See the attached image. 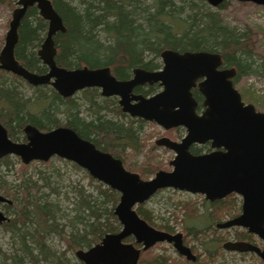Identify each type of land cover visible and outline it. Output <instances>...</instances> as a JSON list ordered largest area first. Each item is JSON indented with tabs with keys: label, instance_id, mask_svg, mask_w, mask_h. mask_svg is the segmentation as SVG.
<instances>
[{
	"label": "water",
	"instance_id": "95a60500",
	"mask_svg": "<svg viewBox=\"0 0 264 264\" xmlns=\"http://www.w3.org/2000/svg\"><path fill=\"white\" fill-rule=\"evenodd\" d=\"M212 7L227 0H206ZM264 6V0H236ZM4 43L0 48V69L17 75L32 86L49 84L58 95L72 96L84 88L96 87L104 97L117 96L122 112L131 117L154 122L164 130L182 127L179 140L161 136L155 145L174 152L169 170H157L148 179L125 168L120 158L100 150L93 142L64 125L40 130L32 124L22 128L25 141L12 140L0 123V158L17 156L23 164L47 161L53 156L70 161L86 170L92 178L118 192L114 206L120 229L107 232L88 248L75 251L83 264H137L140 252L156 243L166 242L186 260L196 255L183 242L181 232L171 233L154 228L135 209L158 190L171 188L201 194L208 201L235 193L241 198L238 215L218 222L221 229L239 227L254 235L261 245L247 240H227L221 247L227 251L254 253L264 262V112L245 103L234 86V67L222 66V56L211 51H160L162 68L147 71L134 68L129 79H118L109 66L74 68L59 66L54 60V35L64 32L62 18L51 0H16ZM35 5L46 20L45 37L37 50L44 73L25 68L15 57L18 27L28 7ZM157 83L151 95L133 93L138 85ZM196 88L202 95L203 109L197 112L192 95ZM209 144L210 150L194 154L191 145ZM0 202L10 200L0 195ZM8 217L0 210V223ZM133 237L132 242L125 241Z\"/></svg>",
	"mask_w": 264,
	"mask_h": 264
},
{
	"label": "trees",
	"instance_id": "16d2710c",
	"mask_svg": "<svg viewBox=\"0 0 264 264\" xmlns=\"http://www.w3.org/2000/svg\"><path fill=\"white\" fill-rule=\"evenodd\" d=\"M6 1L15 2L0 0L2 3ZM180 1L181 5L176 7L173 0H51L66 28L55 36L56 64L67 68L107 65L117 77L125 78L134 66H158L155 57L161 50L169 48L180 52L204 50L220 53L223 66L235 68L236 73L232 78L234 84L242 75L258 73L259 66L254 65L255 59H260V66L263 67L264 58L257 54L249 31L237 32L226 26L216 13L201 10L198 3L204 0ZM227 1L218 7H224ZM185 9H189L188 13L183 12ZM46 27L47 22L39 15L35 5L27 8L18 27L14 55L25 68L37 73L46 71V66L36 54V47L42 40ZM18 80L26 83L0 69V122L6 127L12 140L25 139L22 128L26 123L41 130L63 124L72 128L82 138L93 142L100 150L120 158L125 167L126 151H139L141 141L137 135V122L141 123L142 120L130 118L122 113L114 98L100 97L95 88L82 90L80 93L84 103L93 111L85 118L79 116L78 104L73 97H61L52 88L48 89L47 94L40 90L42 86H36L34 89L38 95L33 101L22 98L18 91ZM137 91L146 94L150 90L143 91L138 88ZM193 94L200 100L196 90ZM33 106H38L39 111H33ZM59 108L65 114L63 123L54 115ZM108 112L111 115H108ZM133 123H136V126H133ZM204 149L208 151L209 144L190 147L193 153H200ZM11 162L8 155L0 158V163L6 168ZM72 165L78 168L77 165ZM158 167L156 164L137 173L146 177L148 171L154 173L160 170ZM126 168L130 169L128 166ZM18 173L20 182L14 186L0 178V195L10 200L9 204H2L5 212L10 209L12 213V217L2 222V227L16 238L20 252L19 255L11 256L14 264H26L25 260H28V264H67L63 257L64 252L56 255L55 251L46 246L45 236L49 232H55L64 240L67 249L78 250L97 243L105 233L117 232L120 229V224L113 214L114 206L118 202V192L89 174H86L89 180L97 183L96 193L94 195L84 192L81 187L73 188L77 199L74 202L76 214L72 219L80 222L81 228L73 225L68 236H64L57 230V205L46 199L48 194L40 190L41 186L27 175L26 170ZM39 178L42 185L52 189L51 181L45 173L39 171ZM232 194L212 202L204 200L208 219L220 220L224 214L232 217L236 215ZM179 206L184 209L186 207L184 204ZM135 209L144 220L149 223L152 221L151 214L141 204H137ZM162 227L168 232L173 230L167 225ZM186 229L184 242L187 236L199 239L205 251V259L213 260L221 246L216 244L220 239H202L210 226H191ZM235 239L256 242L255 237L245 229L236 233ZM125 241L139 246L131 236L125 238ZM147 250L140 252L138 264L165 262L161 258L146 257ZM200 260L197 255L195 262L188 260L184 264H196Z\"/></svg>",
	"mask_w": 264,
	"mask_h": 264
},
{
	"label": "rangeland",
	"instance_id": "374dc122",
	"mask_svg": "<svg viewBox=\"0 0 264 264\" xmlns=\"http://www.w3.org/2000/svg\"><path fill=\"white\" fill-rule=\"evenodd\" d=\"M150 1L151 0H144V2ZM173 2L176 4V7L181 5L180 0H173ZM198 4L201 10L216 13L221 21L229 28H232L237 32L249 31L257 54H259L261 58H264L263 5H257L251 2H239L236 0L227 1L224 7L221 8L218 6H210L206 0H204V2H199ZM15 6V2L12 1L0 2V48L3 46L5 32L8 29L11 13ZM188 11L189 9H185L183 12L188 13ZM157 60L159 61V58ZM260 64L261 60L255 59L254 65L259 66L258 73L242 75L241 78L236 81L234 86L240 92L242 100L245 103H251L256 110L264 112V65L261 67ZM18 81L15 82L17 83ZM19 82L18 91L22 94V98H27L33 101L36 95H38L37 90L27 83ZM48 89V87L44 86L40 88L41 91L46 92L47 94L49 91ZM81 94L82 93L78 91L73 95V98L76 104H78L79 116L88 118L90 111H93L87 108L83 100V95ZM32 110L38 112V106H33ZM54 115L59 122H65V114L62 113L61 108L54 112ZM108 115H111V113L108 112ZM135 124L133 123V126H136ZM137 125V127H139L137 129V135L141 141V145L137 153H132L129 150L126 151L127 160L125 165L132 169L128 170L137 172L146 167L150 168L156 164L159 165V169L169 170L170 167L168 163L173 158L174 152L167 148L155 145L154 141L161 136H167L171 139L179 140L185 133L184 128L179 127L178 130H164L154 122L145 120H142L141 123L137 122ZM8 156L12 162L9 164L8 168L0 163V178L5 180L10 186H14L20 182L18 172L26 170L27 175H30L31 179L35 180L37 184L41 186L40 190L46 193V195L48 194L46 199L57 205V230H60L62 235L68 236L73 225L77 228H81V223L72 219L76 214L74 211V202L77 199L76 194L72 190L73 188L78 189V187H81L84 192L95 195L97 183L89 180L86 175V170L79 166L76 168L72 165V162L57 156H53L45 162L32 161L29 164H23L15 155ZM39 171L45 173V175L49 177L52 189L42 185V180L39 178ZM148 172L146 173V177H140L148 179L155 173ZM233 198V200H235L234 213L238 214L240 209V199ZM204 200L206 199L201 194H191L173 189H162L157 191L147 201L141 203V205L151 214L150 217L152 221L147 223L154 228L163 230L162 226L167 225L173 229L172 233L182 232L184 235L187 227L196 226L198 228H205L210 226L207 234L202 237L203 240L206 241L210 238L220 239L219 242H216L219 246H221L224 241L234 240L235 234L242 232L243 229L239 227H231L228 229L215 227L214 224L216 222L227 220L232 216L224 214L220 220L208 219V209L205 208ZM179 204H184V206H186L185 209L183 207L180 208ZM0 210L4 211V214L8 218L12 217L10 209L5 212L6 210L2 203H0ZM255 243L261 245V242L258 239H256ZM45 244L50 250L55 251L56 255L64 252L63 257L67 261V264H77L80 262L75 255L76 249H67L65 241L59 238L55 232H49L46 234ZM184 244L189 246L192 252L196 256L198 255L201 259V262L197 261L198 263L196 264H264V262L254 253L227 251L222 247L217 249L216 256L213 260L208 261L204 257L205 251L203 250L199 239H192L191 236H187L185 237ZM18 249L19 246L16 238L12 237L10 231L4 229L2 223H0V264H14L11 256L14 254L19 255L20 252ZM145 255L146 257L164 259L165 262L160 264H184L185 261H188L183 256H180L171 244L166 242L156 243L146 251ZM24 262L28 264V260H25ZM80 263L83 264L82 262Z\"/></svg>",
	"mask_w": 264,
	"mask_h": 264
},
{
	"label": "flooded vegetation",
	"instance_id": "af4514ba",
	"mask_svg": "<svg viewBox=\"0 0 264 264\" xmlns=\"http://www.w3.org/2000/svg\"><path fill=\"white\" fill-rule=\"evenodd\" d=\"M46 29H47V27H46ZM45 34H46V30H45V32H44V36L42 37V40L40 41V43H39V45H37V47H36V54H37V50L39 49V47H40V45H41V43H42V41H43V39H44V37H45ZM55 36H56V34L54 35V37H53V39H54V42H55ZM55 47H56V43H55ZM56 53H57V47H56ZM38 56V55H37ZM55 56H56V54H55ZM55 56H54V60H55ZM39 58V57H38ZM159 58V61L157 60ZM40 60V59H39ZM155 60H156V63H157V65L158 66H153L152 68H144V67H141V66H134V67H132L131 69H130V71H129V74H128V76L127 77H125V78H119V77H117L114 73H113V71L111 70V68H110V70H111V73L116 77V78H118V79H123V80H125V79H129V78H131L132 76H133V73H132V71H133V69L134 68H137V67H139V68H142V69H144V70H147V71H155V70H160L161 68H162V61H161V58H160V53H159V55L157 56V57H155ZM41 61V60H40ZM56 62V61H55ZM58 65V64H57ZM83 66V65H82ZM86 66H88V65H86ZM104 66H107V65H104ZM78 67H80V66H78ZM89 67V66H88ZM97 67H100V66H97ZM110 67V66H109ZM72 68H74V67H72ZM94 68V67H93ZM221 68H225L224 66H223V64H222V66H221ZM5 71V70H4ZM7 72V71H6ZM34 72V71H33ZM10 73V72H9ZM37 73V72H36ZM44 73V72H43ZM14 75V74H13ZM15 76H17V75H15ZM17 77H19V76H17ZM19 78H21V77H19ZM22 79V78H21ZM23 80V79H22ZM25 81V80H24ZM26 82V81H25ZM27 83V82H26ZM28 84V83H27ZM30 85V84H29ZM32 86V85H31ZM37 86H47L48 88H52L49 84H42V85H37ZM32 87H36V86H32ZM91 88H95V89H97L98 90V93H99V95H100V90H99V88H96V87H91ZM138 88H141V90H143V91H148V90H150L149 92H147L146 94H143V92H141V91H137L138 90ZM53 89V88H52ZM84 89H87V88H84ZM84 89H82V90H84ZM160 89V87H159V85L157 84V83H153V84H148V83H144V84H141V85H138V86H136V87H134L133 89H132V92L133 93H137V94H142V95H144V96H146V95H151V94H153V93H155L156 91H158ZM54 90V89H53ZM82 90H79L80 92L82 91ZM194 90H196L197 91V93H198V95L200 96V100H198L195 96H194V94H193V91ZM192 95H193V97L195 98V100L197 101V108H196V110H197V112H199V111H201L202 109H203V106H202V99H203V97H202V95L198 92V90L196 89V88H192ZM56 92V91H55ZM78 92V91H77ZM58 94V93H57ZM75 94V93H74ZM73 94V95H74ZM73 95L72 96H69V97H73ZM60 96V95H59ZM62 97V96H61ZM100 97H102V98H114L115 100H116V103H117V105L119 106V108H120V110H121V106L118 104V97L117 96H108V97H104V96H101L100 95ZM64 98H67V97H64ZM199 104H200V106H199ZM121 112H122V110H121ZM122 113H124V112H122ZM124 114H126V113H124ZM128 117H130V118H137V117H131V116H129L128 114H126ZM139 119H141V118H139ZM142 120V119H141ZM1 123V122H0ZM2 124V123H1ZM26 124H28V123H26ZM30 124V123H29ZM3 125V124H2ZM4 126V125H3ZM5 127V126H4ZM6 128V127H5ZM38 128V127H37ZM177 128H179V127H177ZM177 128H171V129H177ZM7 130V129H6ZM41 130V129H40ZM170 130V129H169ZM23 132V131H22ZM7 134H8V131H7ZM24 135V134H23ZM9 136V135H8ZM25 137V136H24ZM175 140V139H174ZM15 141H25V139L24 140H15ZM207 144V143H206ZM206 144H203V145H206ZM195 145V144H194ZM191 146H193V145H191ZM190 146V147H191ZM196 146H201V145H196ZM190 149V148H189ZM209 150H210V148H209ZM208 150V151H209ZM191 151V150H190ZM202 152H207V151H205V149L204 150H202L200 153H202ZM193 153V152H192ZM194 154H198V153H194ZM2 158V157H1ZM229 195V194H228ZM232 197H235V198H239L240 199V206H241V198L238 196V195H236L235 193H233L232 194ZM210 202H212V201H210ZM0 203H2V202H0ZM239 212H240V209H239ZM239 214V213H238ZM238 214H236V215H238ZM235 215V216H236ZM234 217V216H233ZM231 218V217H230ZM229 219V218H228ZM225 221V220H224ZM216 224H217V222L215 223V227H216ZM218 228V227H217ZM226 229H228V228H226ZM172 233V232H171ZM234 240H237V239H234ZM240 240V239H239ZM183 242H184V239H183ZM136 247H141V244H139V246H136ZM181 256V255H180ZM81 262V261H80ZM194 262V261H193ZM137 264H138V262H137Z\"/></svg>",
	"mask_w": 264,
	"mask_h": 264
}]
</instances>
